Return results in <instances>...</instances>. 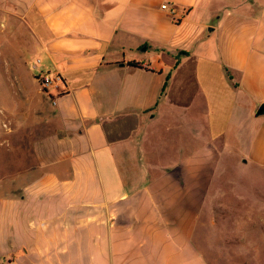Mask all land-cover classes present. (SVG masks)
<instances>
[{
  "label": "crops",
  "instance_id": "1",
  "mask_svg": "<svg viewBox=\"0 0 264 264\" xmlns=\"http://www.w3.org/2000/svg\"><path fill=\"white\" fill-rule=\"evenodd\" d=\"M8 15L58 78L0 64V259L209 264L207 244L252 246L247 208L204 217L221 154L264 170V0H0Z\"/></svg>",
  "mask_w": 264,
  "mask_h": 264
},
{
  "label": "rangeland",
  "instance_id": "2",
  "mask_svg": "<svg viewBox=\"0 0 264 264\" xmlns=\"http://www.w3.org/2000/svg\"><path fill=\"white\" fill-rule=\"evenodd\" d=\"M2 21L4 26L0 24V64L5 65L9 62L15 65H25L30 70V75L38 74L45 58L42 63L37 62L38 57L43 58L44 54L29 26L14 15H8L6 21ZM34 63L37 64V69L32 68ZM31 80L33 81L34 78L32 77ZM164 137V142L160 139L154 149L155 158L157 157L158 161H167L171 157L170 140L174 144L180 142V137L176 133H168ZM189 146L191 148L192 144L185 141L183 147L185 152ZM232 152L221 154L222 162L214 177L215 184L211 187L210 193L212 194L208 201L207 215L204 217L205 226L210 231L214 230V223L217 219L216 211L221 214L219 221L223 220L226 225H229L232 220L230 208L236 205L238 209L247 208L250 217L253 218L252 231L247 233L252 246L231 250L207 248V244L200 251L206 260H209V264H264V170L255 165H245L244 154L237 148H233ZM217 207L218 210H216ZM238 219L239 221L244 220L243 218ZM239 225H246V223ZM197 234L198 232H195L198 242ZM207 235L214 236V233L210 232ZM20 262L23 263V261ZM0 264L19 263L4 256L0 259ZM46 264L50 262L46 261Z\"/></svg>",
  "mask_w": 264,
  "mask_h": 264
},
{
  "label": "built area",
  "instance_id": "3",
  "mask_svg": "<svg viewBox=\"0 0 264 264\" xmlns=\"http://www.w3.org/2000/svg\"><path fill=\"white\" fill-rule=\"evenodd\" d=\"M161 8H163V9H168L169 14H170L171 16L174 15V10L168 8V5H167L166 3L161 4ZM37 62H39V60H37ZM33 67H34V68H37V64L34 63ZM38 77H39L40 84H41L44 88L48 87L50 84H52V82H53L56 78H58L57 76H51V75H49V74H47V73H41V72L38 74Z\"/></svg>",
  "mask_w": 264,
  "mask_h": 264
},
{
  "label": "water",
  "instance_id": "4",
  "mask_svg": "<svg viewBox=\"0 0 264 264\" xmlns=\"http://www.w3.org/2000/svg\"><path fill=\"white\" fill-rule=\"evenodd\" d=\"M264 112V105H260V107L257 110V114H262Z\"/></svg>",
  "mask_w": 264,
  "mask_h": 264
},
{
  "label": "trees",
  "instance_id": "5",
  "mask_svg": "<svg viewBox=\"0 0 264 264\" xmlns=\"http://www.w3.org/2000/svg\"><path fill=\"white\" fill-rule=\"evenodd\" d=\"M129 64H131L132 66H137L138 65V62L131 61V62H129Z\"/></svg>",
  "mask_w": 264,
  "mask_h": 264
}]
</instances>
